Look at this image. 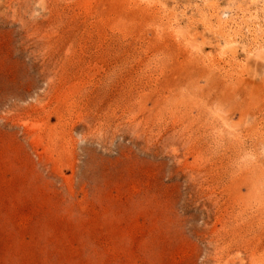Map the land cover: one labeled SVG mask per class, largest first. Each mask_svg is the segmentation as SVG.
Wrapping results in <instances>:
<instances>
[{"label": "rangeland", "instance_id": "374dc122", "mask_svg": "<svg viewBox=\"0 0 264 264\" xmlns=\"http://www.w3.org/2000/svg\"><path fill=\"white\" fill-rule=\"evenodd\" d=\"M0 264H264V0H0Z\"/></svg>", "mask_w": 264, "mask_h": 264}, {"label": "bare ground", "instance_id": "6f19581e", "mask_svg": "<svg viewBox=\"0 0 264 264\" xmlns=\"http://www.w3.org/2000/svg\"><path fill=\"white\" fill-rule=\"evenodd\" d=\"M262 46V45H261ZM212 59V58H211ZM216 66V65H215ZM213 67V66H212Z\"/></svg>", "mask_w": 264, "mask_h": 264}]
</instances>
